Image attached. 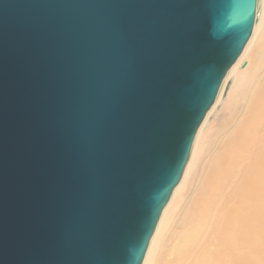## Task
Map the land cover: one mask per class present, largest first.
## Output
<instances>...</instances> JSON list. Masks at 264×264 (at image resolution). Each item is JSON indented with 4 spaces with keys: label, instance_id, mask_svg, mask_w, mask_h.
Returning a JSON list of instances; mask_svg holds the SVG:
<instances>
[{
    "label": "water",
    "instance_id": "1",
    "mask_svg": "<svg viewBox=\"0 0 264 264\" xmlns=\"http://www.w3.org/2000/svg\"><path fill=\"white\" fill-rule=\"evenodd\" d=\"M258 0H0V264H143Z\"/></svg>",
    "mask_w": 264,
    "mask_h": 264
},
{
    "label": "bare ground",
    "instance_id": "2",
    "mask_svg": "<svg viewBox=\"0 0 264 264\" xmlns=\"http://www.w3.org/2000/svg\"><path fill=\"white\" fill-rule=\"evenodd\" d=\"M247 55L254 56L248 58L249 64L243 68L241 63ZM231 81L234 82L235 92L238 91L235 107L223 124L208 131L205 125ZM229 126L232 131L213 154L211 173L202 190L193 197L189 208L191 226L177 239L172 264H184L186 260H189L188 264H228V258L237 259L243 251L253 254L258 233L264 227V222L257 223L264 216V0H258L257 21L243 54L230 68L217 100L199 127L183 176L162 212L143 264H155L160 257L165 248L164 237L183 202L184 194L190 191L200 157L212 146L215 136ZM238 162H242L244 168L232 188L240 203L229 205L214 222L210 217L211 208L222 188L229 185L230 169ZM207 229L217 240L218 247L197 254L199 233Z\"/></svg>",
    "mask_w": 264,
    "mask_h": 264
},
{
    "label": "rangeland",
    "instance_id": "3",
    "mask_svg": "<svg viewBox=\"0 0 264 264\" xmlns=\"http://www.w3.org/2000/svg\"><path fill=\"white\" fill-rule=\"evenodd\" d=\"M252 56L254 55H251L250 57L252 58ZM250 57L248 55L245 56L244 61L241 63V67H247V65L249 64L248 58ZM235 90L236 89L234 86V82L231 81L226 93L221 98V101L217 104L218 107L216 106L213 113L209 117L207 124L205 125V128H207L208 131L210 130V128L212 129V127L223 124L224 120L230 115L231 110L235 107L234 101L237 97L236 95H238V91L235 92ZM231 131L232 128L230 126L226 129H222L221 133L217 134L213 140L212 146L215 145V147L211 149V146L200 157L197 168L193 173L190 191H187L183 196V202L174 215L172 224L164 237L163 245L165 243V248L161 252L160 257L156 260L155 264H172L175 261L174 246L176 244V241L179 237L183 236L186 233L187 227L191 226V219L189 218V208L191 206L193 197L195 193L202 190L203 183L211 173V169L214 166V162L212 161L213 154L218 148L222 146L223 142L226 140ZM210 133L212 141L213 135L212 132ZM243 168L244 164L242 162H238L230 169L228 177L229 185L225 189L222 188L218 198L215 200L211 208L210 217L212 221L215 222L216 218L222 215L229 205H237L240 203L232 187L235 186L236 181L239 178ZM263 222L264 216L260 217L257 223L261 224ZM217 247V240L209 231V229L204 230L203 233H199L197 254H203L208 251H213ZM160 250L161 249H159L157 252H159ZM188 262L189 260H186L184 264H188ZM228 264H264V227L261 228L258 233L257 244L254 253L249 254L246 251H243L242 255L237 259L228 258Z\"/></svg>",
    "mask_w": 264,
    "mask_h": 264
}]
</instances>
